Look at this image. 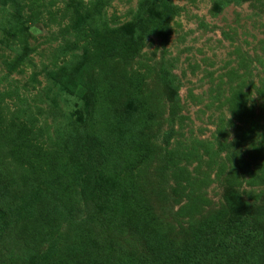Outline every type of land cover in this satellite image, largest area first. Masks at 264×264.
I'll use <instances>...</instances> for the list:
<instances>
[{
    "label": "rangeland",
    "instance_id": "374dc122",
    "mask_svg": "<svg viewBox=\"0 0 264 264\" xmlns=\"http://www.w3.org/2000/svg\"><path fill=\"white\" fill-rule=\"evenodd\" d=\"M236 216L264 227V0H0V264Z\"/></svg>",
    "mask_w": 264,
    "mask_h": 264
},
{
    "label": "trees",
    "instance_id": "16d2710c",
    "mask_svg": "<svg viewBox=\"0 0 264 264\" xmlns=\"http://www.w3.org/2000/svg\"><path fill=\"white\" fill-rule=\"evenodd\" d=\"M264 227L249 216L210 224L181 245L154 246L139 264H264ZM153 245H158L154 243ZM97 254L84 252L65 264H97Z\"/></svg>",
    "mask_w": 264,
    "mask_h": 264
}]
</instances>
